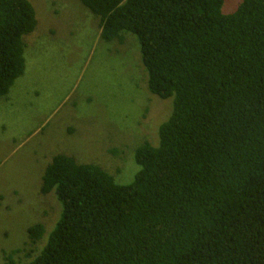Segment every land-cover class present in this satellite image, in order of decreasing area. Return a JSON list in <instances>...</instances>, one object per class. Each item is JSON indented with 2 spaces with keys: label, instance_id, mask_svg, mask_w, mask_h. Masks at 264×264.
<instances>
[{
  "label": "trees",
  "instance_id": "trees-1",
  "mask_svg": "<svg viewBox=\"0 0 264 264\" xmlns=\"http://www.w3.org/2000/svg\"><path fill=\"white\" fill-rule=\"evenodd\" d=\"M78 1L103 42L135 37L147 89L171 110L133 150L130 184L54 156L39 193L54 192L59 219L44 246L30 226L3 264H264V0L230 14L224 0ZM36 25L29 0H0V99Z\"/></svg>",
  "mask_w": 264,
  "mask_h": 264
},
{
  "label": "rangeland",
  "instance_id": "rangeland-1",
  "mask_svg": "<svg viewBox=\"0 0 264 264\" xmlns=\"http://www.w3.org/2000/svg\"><path fill=\"white\" fill-rule=\"evenodd\" d=\"M29 1L37 25L23 38L25 70L0 99V264L36 223L45 227L44 246L59 219L54 192L39 193L54 156L99 164L130 184L139 170L133 150L155 143V126L171 110L148 91L134 36L103 42L98 19L78 0ZM240 1L224 0L222 13ZM107 149L118 151L115 158Z\"/></svg>",
  "mask_w": 264,
  "mask_h": 264
}]
</instances>
